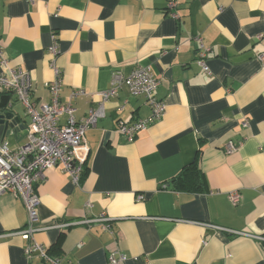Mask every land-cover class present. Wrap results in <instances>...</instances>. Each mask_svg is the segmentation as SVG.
I'll return each instance as SVG.
<instances>
[{
	"label": "crops",
	"instance_id": "obj_1",
	"mask_svg": "<svg viewBox=\"0 0 264 264\" xmlns=\"http://www.w3.org/2000/svg\"><path fill=\"white\" fill-rule=\"evenodd\" d=\"M176 13L178 20L167 14V0H0L3 57L30 75L36 106L50 103L53 37L60 103L73 90L87 95L71 101L76 121L114 72L127 76L136 66L150 68L166 106L128 142L117 123L144 119L149 107L119 89L85 133L78 185L59 167L36 185L38 224L68 226L32 238L61 264H107L112 253L126 257L119 264H264V0H177ZM197 37L209 48V73L198 64ZM10 96L25 126L3 139L14 150L26 142L29 117ZM196 155L202 191L177 189L173 180ZM26 223L22 201L1 196L0 264H47L25 257L18 232ZM242 232L251 237L234 235Z\"/></svg>",
	"mask_w": 264,
	"mask_h": 264
},
{
	"label": "built area",
	"instance_id": "obj_2",
	"mask_svg": "<svg viewBox=\"0 0 264 264\" xmlns=\"http://www.w3.org/2000/svg\"><path fill=\"white\" fill-rule=\"evenodd\" d=\"M176 7L177 0H167V14L178 20ZM195 40L200 46L198 64L204 72L209 73L204 61L209 48L205 47L200 37ZM52 41L48 54L52 58L50 67L54 77L46 85L50 103L38 106L30 101L32 91L30 75L19 69L11 68L3 57V49L0 46V95H15L29 117V123L26 126V142L22 146L12 150L5 140L0 141V197L11 194L15 198H19L25 207L27 223L18 232V235L27 241V245L23 249L25 257L30 259L35 254L47 264H61L59 259L50 257L45 247L37 244L32 238V235L37 231L68 226L54 223L50 227H44L38 224L37 212L40 200L35 191L36 185L43 181L46 171L58 167L68 175L73 184L78 185L89 154L85 133L94 128L99 119L104 117V104L114 98L119 89L125 88L130 95L143 97L145 105L149 107V114L146 118L133 123L122 121L117 123L116 131L123 135L128 142H133L140 131L158 122L164 116L166 106L156 96L155 92L159 83L150 68L136 66L127 76L114 72L108 89L96 94L98 97L96 105L89 109L85 117L76 121L71 101L87 95L83 90H73L69 95V101L66 104L60 103L59 91L62 80L60 72L54 66V58L57 55L54 37ZM258 59L264 63V53L260 54ZM61 115L66 116L64 124H60ZM234 150L235 148L229 144L225 152L229 154ZM163 188L166 186L164 185ZM140 199L141 197H138V200ZM228 199L234 206L238 205L241 200L238 191H231L228 194ZM83 223L90 222L83 221ZM205 227L231 232L210 224H205ZM234 235L251 237L244 232L234 233ZM259 239L262 240V238ZM125 260L124 255L112 253L108 256L107 264H119Z\"/></svg>",
	"mask_w": 264,
	"mask_h": 264
},
{
	"label": "water",
	"instance_id": "obj_3",
	"mask_svg": "<svg viewBox=\"0 0 264 264\" xmlns=\"http://www.w3.org/2000/svg\"><path fill=\"white\" fill-rule=\"evenodd\" d=\"M10 95H0V140L7 137L11 131L25 128L20 124V119L14 111H11Z\"/></svg>",
	"mask_w": 264,
	"mask_h": 264
},
{
	"label": "trees",
	"instance_id": "obj_4",
	"mask_svg": "<svg viewBox=\"0 0 264 264\" xmlns=\"http://www.w3.org/2000/svg\"><path fill=\"white\" fill-rule=\"evenodd\" d=\"M197 163L198 156L196 155L193 161L186 165L182 172L173 180L174 184L177 185V189H187L190 192L202 191L200 181L202 175L198 170Z\"/></svg>",
	"mask_w": 264,
	"mask_h": 264
},
{
	"label": "rangeland",
	"instance_id": "obj_5",
	"mask_svg": "<svg viewBox=\"0 0 264 264\" xmlns=\"http://www.w3.org/2000/svg\"><path fill=\"white\" fill-rule=\"evenodd\" d=\"M259 60V59H258Z\"/></svg>",
	"mask_w": 264,
	"mask_h": 264
}]
</instances>
